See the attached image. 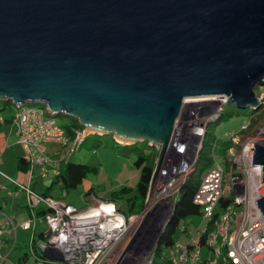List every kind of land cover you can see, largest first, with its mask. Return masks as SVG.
<instances>
[{
    "label": "water",
    "instance_id": "1",
    "mask_svg": "<svg viewBox=\"0 0 264 264\" xmlns=\"http://www.w3.org/2000/svg\"><path fill=\"white\" fill-rule=\"evenodd\" d=\"M258 86L264 0H0V99L40 103L116 142L162 154L186 98L243 108L258 103ZM252 161L264 181L263 145ZM255 203L264 218V195Z\"/></svg>",
    "mask_w": 264,
    "mask_h": 264
},
{
    "label": "built area",
    "instance_id": "2",
    "mask_svg": "<svg viewBox=\"0 0 264 264\" xmlns=\"http://www.w3.org/2000/svg\"><path fill=\"white\" fill-rule=\"evenodd\" d=\"M13 116L17 143L26 151L30 168L38 167L41 177L57 174L60 164L74 154L86 136L84 131L68 135L44 105L15 104ZM251 119L249 115L243 120L240 132L250 129ZM197 130L201 133L202 127ZM261 130H264V120L244 138L240 154L226 160L227 167L214 163L202 175L193 197L194 203L201 209L200 220L188 229L186 242L177 240L167 252L172 264H200L202 260L205 264H264V218L255 203L264 195V181H261V167L252 165L253 144L264 146V135L259 134ZM236 137L231 134V142H235ZM47 144L57 145L59 153H47ZM18 188L27 192L31 207L43 204L47 208L42 216L47 236L38 242L37 249L57 264H107L112 247L127 233L133 222L142 218L138 214L126 216L114 202L92 195L86 197L82 207H77L62 198L43 196L20 184ZM225 188L232 191V201L214 219L218 202L226 199ZM177 193L178 190L173 193L171 207ZM239 209L241 211L237 213ZM238 216L242 217V225H233L231 229V223L236 222ZM209 222L213 224L211 230L207 229ZM17 227L26 230L30 223L27 220L14 221L12 216L4 215L0 225V248L2 234L7 229L15 231ZM201 233H206L202 245L198 242ZM153 248L155 244L142 262L130 259L119 264H150L154 257ZM202 248L209 249L213 257H204ZM6 256L0 252V261Z\"/></svg>",
    "mask_w": 264,
    "mask_h": 264
},
{
    "label": "rangeland",
    "instance_id": "3",
    "mask_svg": "<svg viewBox=\"0 0 264 264\" xmlns=\"http://www.w3.org/2000/svg\"><path fill=\"white\" fill-rule=\"evenodd\" d=\"M255 90L259 93V98H261L264 86H258ZM256 98L258 97L256 96ZM196 99L201 100L197 101ZM261 100L259 99L256 105L248 106L245 112L237 110L238 108L231 103L224 104L223 106V96L192 97L184 100L163 153L161 154L160 144L154 145L157 151L154 163V176L146 197L145 208L138 214L142 218L140 221L138 220L139 222H133L129 226L127 233L112 247L111 258L107 264H119L125 261L128 262L130 259H137V261L142 262L143 258L149 254V250L146 249L147 245L157 237L156 229L158 226V218L155 217L157 214L163 215L166 213V210L161 211V206L171 208L169 204L173 198V193L180 189L181 184L185 179H188L187 177L197 173L195 166L196 156L198 149L201 148V144L204 141L207 127L223 119L213 128L215 142L212 153V163H218L223 166L227 159H232L240 154V147H242L244 138L250 133H253L259 124L263 123L264 117L257 116L259 110L264 112V100ZM230 110L233 112L232 115H227L224 118L222 116L220 117L222 112H228ZM1 113L4 115L10 114L9 109H5ZM249 115L252 118L250 129L247 132H240L241 123L243 120L249 118ZM55 119L60 124L71 123V118L64 114L55 115ZM201 127L202 132L200 133L197 128ZM84 128V133L89 134L86 138L87 141L74 152L72 160L92 165L96 168V171L87 174L80 184L68 191H63L59 188L50 190L52 196H62L67 202L78 206L84 203L83 194L91 187L98 190L100 196H103V194H106L110 190L116 189L121 184L135 187L138 182L139 172L133 163L134 157L130 151H126L128 154L127 157L119 155L116 149H114V137L112 134L98 135L95 132L90 133ZM231 134H235V137L237 136L236 141L232 142L229 148H227L231 142ZM259 134L264 135V130H261ZM93 143H98V146H93ZM136 143L139 146H145L144 143ZM119 144L123 145L124 143ZM51 145H49L50 147L46 146V151L49 153L52 150L53 153L58 154V146L55 144ZM37 169L34 170L39 171L38 167ZM50 177L51 174H47V176L39 180L47 182ZM199 178V176L195 175L194 181L196 182ZM40 188L39 185H36V190ZM232 195V191L225 188L226 199ZM99 199L104 198L99 197ZM240 211V209L237 210V213ZM153 212L155 213L154 215L152 214ZM146 214H149L150 217L146 220L141 232H139L130 244L135 231L146 217ZM241 219V216L236 217V222L231 223V229L233 225L240 227L242 225ZM177 236L183 243L188 240V235L178 234ZM201 251L204 257H213L209 249L202 248ZM23 252H26L28 254L27 256L30 255L27 249L17 245L11 249L9 257L5 259L3 264H15L13 262L14 259ZM24 264L52 263L36 261L30 256L29 260Z\"/></svg>",
    "mask_w": 264,
    "mask_h": 264
},
{
    "label": "trees",
    "instance_id": "4",
    "mask_svg": "<svg viewBox=\"0 0 264 264\" xmlns=\"http://www.w3.org/2000/svg\"><path fill=\"white\" fill-rule=\"evenodd\" d=\"M255 89H257V87ZM255 94L257 97H259V93L256 90ZM261 99V101L264 100V94H262ZM9 108H15V104L11 100L0 99V114L1 111ZM236 108H238L237 110L243 112L247 110V107ZM232 114L233 112L230 110L228 112H222L220 114V117L222 116L224 118L225 116H230ZM263 115L264 112L261 111L257 114L258 117H262ZM69 117L71 118V123L61 124L62 127L65 129L66 133L68 135L73 136L76 131H83V128L85 126H83L78 121V119L71 116ZM222 120L216 121L214 125L211 124L207 127L206 133L204 135V141L201 144V148L198 149L195 161V166L197 169V173L195 175L199 176L200 178L195 182V175H193L187 177L188 179H185V181L181 184L176 199L174 200L172 205L171 215L164 225L162 234L158 242L155 244V248H153L154 257L150 264H172L167 252L178 240L177 235L186 234L188 232L189 226H195L199 222L201 217V209L196 203H194L193 197L202 175L209 168L212 167V153L215 142L213 128L214 126L218 125ZM86 138L87 135L85 136V139ZM84 141L79 146V148L83 146ZM113 143V147L114 149H116L119 155H124L128 157L126 151H130L132 153L134 157L133 163L139 170L138 182L135 187H130L126 184H121L116 189L110 190L106 194H103L102 198L114 202L117 205V208L126 216L139 214L141 213L143 208H145V201L149 192L150 182L154 172V163L155 158L157 156V151L154 145H148L147 142H141L144 143L145 146H139L137 143L121 145L115 142V140L113 141ZM231 144L232 142L228 144L227 148H229ZM93 146H98V143H93ZM72 156L67 161L60 164L59 171L57 174L51 176V180L47 186V190L38 194L43 196H50L47 191L52 190L54 187L59 188L63 191H68L69 189L74 188L78 184H80L83 179L87 176V174L96 171V168H94V166L92 165H87L72 160ZM224 165L227 167L226 161L224 162ZM18 167L21 170L29 169V159L27 157L20 158L18 160ZM83 195L86 197L92 195L96 198L100 196L98 194V190L94 189L93 187L89 188V190H87ZM231 201V197H229L228 199H220L214 210L213 218L215 219L219 213L224 211L228 203H230ZM46 212L47 208L43 210V215ZM212 228L213 224L212 222H209L207 229L211 230ZM46 236L47 232L43 236L42 240H45ZM198 236V242L201 245L204 244V238L206 236V233H201ZM33 242H35V240ZM34 254L36 259H43V254L41 252L34 251ZM21 259H24V257H22ZM17 263H19V260L17 261ZM54 264L57 263L55 262ZM200 264H205V261L202 260Z\"/></svg>",
    "mask_w": 264,
    "mask_h": 264
},
{
    "label": "crops",
    "instance_id": "5",
    "mask_svg": "<svg viewBox=\"0 0 264 264\" xmlns=\"http://www.w3.org/2000/svg\"><path fill=\"white\" fill-rule=\"evenodd\" d=\"M14 110L15 108H9V115L0 114V225L4 221V215L7 214L12 216L14 221H29L30 227L26 230L17 227L15 231L7 229L2 234L0 252L1 255L5 256L7 254V256L0 261V264H3L5 259L9 257L11 249L17 245L27 249L30 255L27 256L28 254L23 252L16 256L13 261L15 264H24L29 260L30 256L36 261L39 260L54 264L55 262L47 254L42 253L43 259H36L34 254V251L39 252L37 244L42 241L43 236L47 232L46 224L42 220V212L46 207L43 204L31 207L28 203L27 192L24 189L18 188L20 184L36 193H42L47 190L51 177L47 182H44L43 179V181H40L39 179L44 177L40 176L39 171L34 170L37 169V167H31L26 170H21L18 167V160L27 157V153L23 147L17 143V131L13 119ZM86 135L88 136L89 134ZM85 141L87 140L85 139ZM49 145L52 146L51 144H47V146ZM49 154L54 155L55 153L51 150ZM36 185H39L41 188L36 190ZM47 192L52 196L49 190ZM55 198L59 197L56 196ZM62 199L64 200V198ZM85 202L86 196H84V203L82 205L75 206L82 207ZM185 235H188V233ZM34 240L35 242H33ZM22 257H24V259H21ZM18 260L19 263H17Z\"/></svg>",
    "mask_w": 264,
    "mask_h": 264
},
{
    "label": "bare ground",
    "instance_id": "6",
    "mask_svg": "<svg viewBox=\"0 0 264 264\" xmlns=\"http://www.w3.org/2000/svg\"><path fill=\"white\" fill-rule=\"evenodd\" d=\"M197 101H200L201 99H196ZM203 100V99H202ZM89 132H96V133H101V132H97L96 130H94V131H89ZM117 141H119V142H121V143H129V142H125V141H120V140H117Z\"/></svg>",
    "mask_w": 264,
    "mask_h": 264
}]
</instances>
